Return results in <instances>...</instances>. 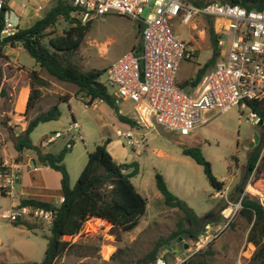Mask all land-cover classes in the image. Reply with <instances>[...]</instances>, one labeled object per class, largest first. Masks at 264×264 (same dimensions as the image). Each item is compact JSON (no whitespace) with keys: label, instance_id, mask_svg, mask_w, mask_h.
<instances>
[{"label":"rangeland","instance_id":"374dc122","mask_svg":"<svg viewBox=\"0 0 264 264\" xmlns=\"http://www.w3.org/2000/svg\"><path fill=\"white\" fill-rule=\"evenodd\" d=\"M5 1L19 16V29L29 27L57 2V0ZM187 1L192 4L195 1L203 6L218 0ZM170 26L174 34L189 43L196 51L189 62L183 64L185 74L187 72L192 75L206 74L215 63L223 59L219 52L221 50L217 51L220 48L217 44L219 34L215 33V29L219 27L216 18L197 13L193 15L189 24H183L178 16L170 21ZM68 27L69 23L59 16L55 26L48 31L63 33ZM223 37L228 45L230 32L226 31ZM47 38L48 35H45L42 41L46 43ZM130 44H134L137 48L141 44L137 21L120 15L107 14L91 20L90 29L75 54L74 61L82 70L101 69L119 57ZM16 46L22 47L20 43H16L14 47L8 46V48H13L12 53H17L19 62L8 61L11 54L5 48L0 56V137L4 135V141L0 140V148L12 151L15 140L13 130L26 126L30 119L59 102V118L39 123L31 132V139L37 145L42 134L52 135L55 131H59L61 135L46 148L52 149L55 145H61L62 149L68 147L69 152L70 142L73 146L70 155L75 156L82 152V162L85 165L87 152L93 150L96 138L99 136L97 121L92 117L97 108L79 105L73 98L74 110H71L70 104L60 100L70 96L69 92L76 90V86L58 81L38 69L47 84L40 87V96L33 108L26 111L28 98L26 97L23 107L17 109L18 94L28 79L27 69L33 60L23 48V50L18 49ZM24 65L29 67L26 69ZM99 80L106 82V73L103 72ZM181 88L188 92L190 87L185 84ZM120 107L129 109L128 112L131 113L132 103L123 102ZM111 112L113 113L114 110ZM249 112L247 106L241 109L239 105L225 112L209 110L204 113L205 122L187 135L166 129L157 124L153 117H151L152 126L137 127L135 130L143 135L142 143L138 149L127 148V162L133 160L138 162L139 173L131 177V182L147 200L146 211L139 224L131 231L123 232L103 219L90 218L78 234L63 237L66 241L78 243L75 247L77 253L88 252L89 255L80 257L66 251L57 257L53 264L79 262L161 264L158 258H162L165 264H258L253 259L256 247L246 241L250 226L238 212L240 203L230 197L231 190L241 181L245 172L248 153L260 141L258 139L252 147L248 146L254 135L262 132L260 124H251ZM72 115L78 116L80 137L69 127L72 124ZM79 116L82 119H79ZM184 147H198L201 150L210 162L214 176L224 183L221 191H215L210 186L201 165L190 156L182 154ZM260 151L261 155L264 154V143ZM112 152L114 160L119 162L120 159L113 149ZM155 172L163 175L169 190L197 217L195 225H188L181 209L164 203L163 195L155 184ZM76 179L77 176H70L71 186ZM17 185L18 183L15 185V191ZM242 195L253 198L264 206V171L256 170L248 176ZM15 201V197L0 195V262L8 264L40 262L50 232L30 219L26 220L32 226L29 228L22 223H12L2 217L1 212ZM231 207L233 208L231 214L225 218L224 213ZM178 231L182 233L177 238L161 243L162 239ZM191 231L197 237H193ZM179 237L182 238L178 240ZM197 240L199 245L195 246ZM156 247L155 259H150L148 254Z\"/></svg>","mask_w":264,"mask_h":264},{"label":"built area","instance_id":"2783aa9c","mask_svg":"<svg viewBox=\"0 0 264 264\" xmlns=\"http://www.w3.org/2000/svg\"><path fill=\"white\" fill-rule=\"evenodd\" d=\"M70 3L73 9L69 14L80 23L107 14L138 22L140 47L112 61L106 67L103 83L116 102H133L141 122L153 117L166 129L187 135L205 122L204 113L209 110L225 112L236 105L243 109L247 101L264 99V10H247L239 4L220 0L203 6L187 0H70ZM197 13L221 19L217 36L219 48L227 43L223 37L226 31L231 38L224 58L206 73L199 91L191 94L175 84V75L179 62L191 59L195 49L173 33L170 21L180 16L181 23L189 24ZM19 26V16L5 0H0V39L13 35ZM81 99L85 106L93 103L88 105L85 98ZM249 119L252 125L261 122L258 113L251 109ZM70 128L80 136L76 121H72ZM60 135L59 131L45 135L39 145L46 147ZM120 136L124 144L133 149L142 143V138L136 136L132 128L120 131ZM24 168L22 160L0 156V195L16 196L15 185ZM231 211L224 213L225 218ZM1 215L12 223L30 219L48 230L55 218L52 208L20 204L2 211ZM198 245L197 240L195 246ZM158 261L165 264L162 258Z\"/></svg>","mask_w":264,"mask_h":264},{"label":"trees","instance_id":"16d2710c","mask_svg":"<svg viewBox=\"0 0 264 264\" xmlns=\"http://www.w3.org/2000/svg\"><path fill=\"white\" fill-rule=\"evenodd\" d=\"M220 1L236 3L247 10H264V0ZM193 2L194 5L200 6L198 2ZM72 9L70 1L57 0L32 25L18 29L13 35L0 39V56L6 46L14 47L16 43H20L35 63V67L27 71L30 91L26 102V111L33 108L40 96V87L47 84L38 71L40 69L58 81L74 84L76 86L75 95L85 98L84 100L88 105L94 100H101L116 112L117 118L121 122L132 127L136 126L134 119L118 113L115 98L107 86L99 80V77L103 72L105 73L107 68L82 70L75 63V54L90 29L91 21L86 23L75 21L69 14ZM59 16L69 23L68 29L63 33L49 32L48 30L55 26ZM45 35H48L46 43L42 41ZM200 80L201 74L198 73L193 82ZM68 98L69 96L60 101H66ZM58 103H54L47 110L30 119L25 129L14 137L13 147L18 153L15 157L16 160H20L21 153L24 150H33L34 157L32 161L35 164L49 166L61 174L60 187L63 201L59 204L27 198H21L19 201L20 205L52 208L55 212L43 259L32 264H53L55 259L66 251L80 257L88 256V252L77 253L75 247L78 246V243L66 241L63 237L78 234L90 218L103 219L111 223L112 227L119 228L123 232L131 231L139 224L147 206L146 198L139 193L136 186L131 182V177L139 173L138 162L135 160L122 163L116 162L106 149L108 140L97 143L92 151L87 152L86 164L72 186L67 168L63 163L68 147L63 148L58 153H52L45 151L39 144L32 143L30 133L39 123L59 118ZM246 104L260 116L262 132L259 134L260 141L258 145L248 153L245 172L241 181L231 190L230 197L240 203L238 212L250 226L246 241L256 247L253 252V259L258 264H264V206L259 201L242 195L248 176L256 170L264 171V154L261 155L260 151V147L264 143V99L247 101ZM69 144L71 143L69 142ZM182 154L190 156L198 165L203 167L206 179L215 191L223 189L224 183L214 176L210 162L198 147H184ZM154 179L157 189L163 195L164 203L170 207L181 209L188 225H195L198 220L197 217L182 200L169 190L163 175L155 172ZM21 220L17 223H22L29 228L32 227L25 219ZM181 233L182 231H178L170 237L162 239L161 243L177 238ZM193 237H197V235L193 233ZM159 244L158 246H160ZM157 247L148 254L150 259H155L154 255H156ZM0 264L8 263L0 262ZM77 264L87 263L79 262Z\"/></svg>","mask_w":264,"mask_h":264},{"label":"crops","instance_id":"0c3cea01","mask_svg":"<svg viewBox=\"0 0 264 264\" xmlns=\"http://www.w3.org/2000/svg\"><path fill=\"white\" fill-rule=\"evenodd\" d=\"M216 20H217V23L219 24V27L217 29H215V33L218 34V31L220 29V25H221L222 21L219 18H217ZM137 26H138V22H137ZM16 48L22 49L23 47L16 46ZM133 48H136L135 45L134 44H130L129 48L124 50L123 53H125L128 50H131ZM5 49L7 51H9L10 54H11L9 56V60L8 61L19 62L17 53L16 54L12 53V51H13L12 49L13 48L10 49V48H8V46H6ZM220 50L221 51H219V52L221 54V57L224 58V56L226 54V51H227V43H224L223 46L220 48ZM23 51H25V50H23ZM217 51H218V49H217ZM188 60L189 59H182L179 62L178 69H177V72H176V75H175V84L177 86H179L180 88H181V86L187 84L190 87L187 90L188 93L196 94L199 91L201 81H202L203 77L206 74L201 75V80L200 81L193 82V79L196 78L197 74L196 73L194 75H192V73L188 74L189 72H187V74H185L184 70H183L184 69L183 64L186 63V62H189ZM112 61H114V60H112ZM111 62H109L107 64V66ZM29 64H30V67L27 66V65H24V68L27 69V67H29L27 70H30L31 68L35 67V63L33 61H31ZM107 66H105V67H107ZM29 91H30V86H29V81L27 79L25 84L22 86V90L18 94V101H17V104H16L17 109H21L23 107L25 98L28 97V95H29ZM74 92H75V89H74L73 92H69L70 96L65 101L68 105L69 104L71 105V110H74V105L72 104L73 98H75L77 100V103L79 105L83 104L82 100H80V98L82 96H80V95L77 96V95L74 94ZM121 101L122 102H120V103L117 102L118 113H121L123 115H126V116L134 119L135 122H136V126L132 127V126L126 124V123L121 122L117 118L116 112L114 111L112 113L111 110L113 111V109L110 108L105 102H103L101 100H95V101H93L92 105H90L91 108H97V110L94 112V114H92L93 115L92 117L95 118L96 121H97V125H98L97 127H98V131H99V136L96 138L97 140H96L94 146L97 143H101V142H104L105 140H108V142L106 144V149L111 154V156L113 158H115L114 155H113V152H112V149H113V151L117 154V157L120 159V161L118 163L127 162V155H128L127 148H129V147H127L124 144V139L120 136V131H124V130L129 129V128H133V131H134L140 125H142V126H152V120H149L147 122H141L139 120L138 111H137L135 105L133 104V102H131L130 100H121ZM127 101H130L132 103L131 113L128 112L129 109L126 110V108H124V107L121 108L120 107V105L123 102L125 103ZM98 107H101V108L99 109ZM72 118H73L72 121H76L78 123V126H79L78 116H76V115L73 116L72 115ZM79 119H82V117L79 116ZM25 127L26 126H22V127H19L18 130H13V137H15L18 134H20L25 129ZM69 127H71V125ZM79 132L81 133L80 127H79ZM134 134L136 136H138V137H141V138L143 137V135H141L138 132V130H135ZM45 135H47V134L46 133L42 134L40 140ZM30 138H31V133H30ZM0 140L4 141V135L3 134L0 137ZM40 140H39L38 144L40 143ZM31 141H32V139H31ZM32 143L34 144L33 141H32ZM68 145L70 146L71 150L65 154L64 159H63V163H64V165L66 166V168L68 170L69 178H70V176H72V177H76L77 176L78 177L80 172H81V170L84 167L83 166L84 164L82 162V152H80L79 154H75V156H71L70 154L73 151V149H72L73 146H72V143L71 144L68 143ZM43 148H44L45 151H49V152H52V153H58L60 150H62L61 145L60 146H56L55 145L52 149H51V147H49V148L43 147ZM130 149L135 150L136 148H134V149L130 148ZM17 155H18V153L15 151L14 148H13L12 151L6 150L4 148H2V149L0 148V156H2V157L14 158ZM21 157H22L21 158L22 161L25 163V168H24V171L22 173L21 179L18 182L16 191H15L16 201L12 202L9 205V207L4 209V210L9 209L10 207H12V206H14L16 204H19V201H20L21 198L35 199V200H39V201L53 203V204H56V205L59 204L61 202V198H63V195H62V192H61V187H60V179H61L60 172H58V171H56V170H54V169H52V168H50L49 166H46V165L35 164L32 161V158L34 157V151L33 150H24L21 153ZM249 189H250V187H249ZM252 190L254 191V188ZM255 191L258 192V190H255Z\"/></svg>","mask_w":264,"mask_h":264},{"label":"water","instance_id":"95a60500","mask_svg":"<svg viewBox=\"0 0 264 264\" xmlns=\"http://www.w3.org/2000/svg\"><path fill=\"white\" fill-rule=\"evenodd\" d=\"M261 124V122H260ZM258 139H259V135L258 134H255L254 135V139L252 141H250L249 143V147H252L254 144H256L258 142ZM182 237H179L178 240H180Z\"/></svg>","mask_w":264,"mask_h":264},{"label":"bare ground","instance_id":"6f19581e","mask_svg":"<svg viewBox=\"0 0 264 264\" xmlns=\"http://www.w3.org/2000/svg\"><path fill=\"white\" fill-rule=\"evenodd\" d=\"M231 211V208L226 212L227 214Z\"/></svg>","mask_w":264,"mask_h":264}]
</instances>
